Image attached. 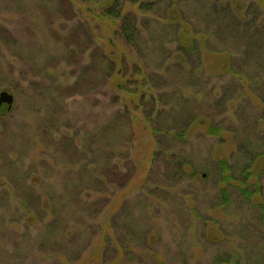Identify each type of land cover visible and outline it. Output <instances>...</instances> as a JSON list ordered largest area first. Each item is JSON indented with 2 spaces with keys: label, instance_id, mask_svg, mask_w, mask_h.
Here are the masks:
<instances>
[{
  "label": "rangeland",
  "instance_id": "374dc122",
  "mask_svg": "<svg viewBox=\"0 0 264 264\" xmlns=\"http://www.w3.org/2000/svg\"><path fill=\"white\" fill-rule=\"evenodd\" d=\"M113 1L0 0V91L15 100L0 117V264H264V63L234 45L231 72L207 50L203 67L187 63L193 75L163 69L179 56L176 36L142 29L146 40L130 46L121 20L102 16ZM100 52L120 75L107 79ZM120 112L127 132L109 143L100 135ZM113 144V164L133 181H111L101 191L111 203L88 219L70 197L90 176L84 195L98 189ZM34 197L64 200L36 216ZM51 215L64 218L58 231L43 227Z\"/></svg>",
  "mask_w": 264,
  "mask_h": 264
},
{
  "label": "trees",
  "instance_id": "16d2710c",
  "mask_svg": "<svg viewBox=\"0 0 264 264\" xmlns=\"http://www.w3.org/2000/svg\"><path fill=\"white\" fill-rule=\"evenodd\" d=\"M128 1H130L132 5H135L138 11L124 13V4ZM245 1L248 4L246 8L243 4ZM195 2L200 6L199 15L202 14L204 16L200 20L204 22L203 24L188 20L186 13L183 11L184 8L181 7L183 5H188L187 0H114L112 5L104 9L102 16H107L114 21L115 19L121 20L119 28L120 37L135 48H138L140 42L146 40L143 35V30L149 31V37L154 40L160 36L159 31H161V28L170 29V34L176 36L175 39H177L179 44L176 48L179 56H175V54L171 52L172 55L168 56L165 60L166 62L161 65L164 67L163 69L166 68V70H170L171 67H174L178 68L180 71H187V76L193 75V72L196 70H188L186 68L187 63L192 61L193 58V66L203 67L204 60L202 56L204 51L207 50L206 53L220 54L222 57L227 58L228 64H225L223 69L225 68L226 71L231 72L233 69L230 68V61L235 65L240 59V56L232 58L231 53H229L228 49L234 45L235 47H244L243 49L246 48L248 50L249 62L256 63L257 61V63H264V0H195ZM196 12L198 14V10H196ZM138 15H140L141 19ZM208 32L213 33V37H215L216 41L218 39V43L216 42L211 45L209 41L212 37H209ZM167 35L169 36V33L165 36ZM99 56L101 59L100 62L104 60L106 69H108L106 73L108 79L113 76V74L110 73L114 71L117 63L103 52H100ZM251 65L253 66V64ZM238 66L240 65L238 64ZM204 69L205 68H202V70ZM244 69L246 70V68ZM116 70V74L118 75L121 68H116ZM158 75L160 76L161 74ZM124 85L125 84H122L120 87L123 88ZM127 115L128 114L125 112H120L116 118L118 121L116 119L111 120L108 127L105 126L104 130L102 128L103 132L100 136L106 138L109 143H111V139L112 143H114L124 136L128 129L126 124L129 123V116ZM120 120L123 121L121 125ZM208 129L210 133L220 131L218 126H212ZM130 134H132V131ZM178 135L184 137V133H179ZM95 137H98L97 134H95ZM113 146L114 144L110 148L111 160H109V150L105 153L106 149L102 148L103 154H106L107 157L105 160L101 159L96 167V171L100 174L96 175V179H94L93 182L96 183L98 189L94 191L91 190L90 192L88 191L84 195L85 191L82 190V181L79 183L78 187L75 188V195L70 197L77 205L80 203L84 204L83 211L86 208V212L89 214V217H87L88 219H96L102 212V209L111 203L108 195L105 196V194H101L102 190L108 192V187H110L112 183L111 181L114 182L112 184L113 188L117 183L121 190L130 185L133 181L130 180V174L126 175L124 170L122 171L117 165L113 164L115 154L118 151V149L116 150ZM83 169L84 171H88L87 166H84ZM90 179H92L91 176L88 181L84 179L87 182L83 183L90 184ZM87 188H90V186ZM82 195H84V197H82ZM222 198L224 204L230 200L226 189H222ZM33 200L34 205L31 206L29 210L37 216L38 213H48V207L52 205L53 209L56 211V202L62 201L64 198H60L58 201L55 200L50 205H44L45 201H43L42 197H34ZM92 215L94 217H92ZM51 216L53 217L45 219L47 220L45 223L46 226L43 225V227H46V229L50 231H58L64 223V218L58 215ZM102 231L103 230H101V235H104Z\"/></svg>",
  "mask_w": 264,
  "mask_h": 264
},
{
  "label": "water",
  "instance_id": "95a60500",
  "mask_svg": "<svg viewBox=\"0 0 264 264\" xmlns=\"http://www.w3.org/2000/svg\"><path fill=\"white\" fill-rule=\"evenodd\" d=\"M14 101L15 100L12 93L10 94L6 90L0 91V117L11 112Z\"/></svg>",
  "mask_w": 264,
  "mask_h": 264
}]
</instances>
